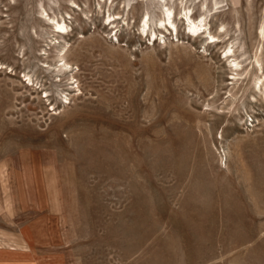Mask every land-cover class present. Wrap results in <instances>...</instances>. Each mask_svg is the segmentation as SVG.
<instances>
[{"label": "rangeland", "instance_id": "374dc122", "mask_svg": "<svg viewBox=\"0 0 264 264\" xmlns=\"http://www.w3.org/2000/svg\"><path fill=\"white\" fill-rule=\"evenodd\" d=\"M204 2L216 42L157 29ZM262 24L264 0H0V264H264Z\"/></svg>", "mask_w": 264, "mask_h": 264}, {"label": "bare ground", "instance_id": "6f19581e", "mask_svg": "<svg viewBox=\"0 0 264 264\" xmlns=\"http://www.w3.org/2000/svg\"><path fill=\"white\" fill-rule=\"evenodd\" d=\"M165 3V0H161ZM217 1V0H216ZM222 3V2H221ZM182 5V3H181ZM128 7H131L130 5ZM183 7V5H182ZM162 8V13H163V18H161L158 22H157V29L159 30H170L173 33H177L178 31V27H177V21L178 18L179 20L187 25V29L190 35H194V36H198L199 34H201L203 32V34H207V39H210L211 43L216 42L217 40V36L212 35V33L209 31L208 28V19L210 17L215 16L220 12L221 9V5L220 2H215L214 7L213 8H209L208 4H206L205 2L202 4L201 6V10H202V15H201V19L199 21H196L194 19V12L191 8H184L181 12L180 15H177L176 12L174 11V9L171 7H166L165 5L161 6ZM131 9V8H130ZM180 16V17H177ZM119 19V17L114 16V18H112V16L108 17V21L109 22H113L115 20ZM46 20L48 21L49 24H51L54 28V32L59 35L60 37H64L69 35L68 34V27L65 24L64 21L59 22L58 20L49 17V15L46 16ZM150 16L148 14H145L142 17V25H141V32L143 34H147L150 31ZM155 32V30H153ZM219 32L221 34H224L226 32V29L224 26H221ZM153 36H155V34L152 32ZM202 34V35H203ZM259 35L261 37H264V24H262L259 28ZM208 45H210V43H208ZM65 50V47L62 48V50L59 52V54H61V56L59 55L58 58L60 57L61 64H57L56 68L54 69L55 71H57V73L60 75H66L68 73L67 70H70V64H68L67 62H65L64 57L62 56L63 51ZM232 50L229 49L227 55H231L232 54ZM44 55H46V53H44ZM231 57V56H230ZM49 68V67H46ZM52 68V67H51ZM234 68L236 69H240V65L238 63H234ZM69 74V73H68ZM239 75V74H238ZM60 82H62V79H59ZM257 82V81H256ZM239 83V81H238ZM256 85L259 87V90L261 91V88L263 86L262 83V78H258V82L256 83ZM67 99V98H66Z\"/></svg>", "mask_w": 264, "mask_h": 264}, {"label": "crops", "instance_id": "0c3cea01", "mask_svg": "<svg viewBox=\"0 0 264 264\" xmlns=\"http://www.w3.org/2000/svg\"><path fill=\"white\" fill-rule=\"evenodd\" d=\"M186 1H189V0H186ZM227 1H229L230 3H232V0H227Z\"/></svg>", "mask_w": 264, "mask_h": 264}]
</instances>
